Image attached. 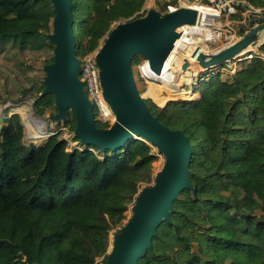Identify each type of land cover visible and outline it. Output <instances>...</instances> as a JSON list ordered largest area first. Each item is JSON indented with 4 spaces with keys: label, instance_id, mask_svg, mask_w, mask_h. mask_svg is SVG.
Listing matches in <instances>:
<instances>
[{
    "label": "trees",
    "instance_id": "obj_1",
    "mask_svg": "<svg viewBox=\"0 0 264 264\" xmlns=\"http://www.w3.org/2000/svg\"><path fill=\"white\" fill-rule=\"evenodd\" d=\"M247 1L264 8V0ZM72 3L80 60L100 48L113 24L146 15V0ZM55 18L52 0H0V55L55 51ZM53 63L54 55L47 66ZM201 78L200 101L196 86L182 97L166 94L164 104L156 102L161 108L186 100L162 112L146 102L160 123L189 138L194 190L179 194L171 223L160 224L138 264H264V62L249 61L232 80ZM45 88L32 107L56 123L55 96L39 97ZM76 123L70 111L58 125L74 134ZM96 126L110 128L100 120ZM62 135L28 144L20 114L0 119V264H106L110 234L125 226L142 184L153 180L157 152L145 141L103 151L74 136L78 147L69 149Z\"/></svg>",
    "mask_w": 264,
    "mask_h": 264
},
{
    "label": "water",
    "instance_id": "obj_2",
    "mask_svg": "<svg viewBox=\"0 0 264 264\" xmlns=\"http://www.w3.org/2000/svg\"><path fill=\"white\" fill-rule=\"evenodd\" d=\"M56 18L54 33V63L47 66L49 77L41 96L54 95L59 109L57 120L63 121L70 111L77 119L75 137L85 146L101 150H117L134 140L145 141L165 156L162 171L154 184L144 188L136 198L133 216L114 237L106 264H138L152 247L162 222L171 223L173 202L184 190H194L190 181L192 147L180 130H171L153 116L146 99L139 93L134 79L132 60L142 56L152 70L162 73L180 38L177 30L196 22L197 12L180 9L161 15L149 12L143 18L120 23L107 37L96 56L104 98L115 116L109 129L96 126L95 110L80 79L81 60L77 56L73 33L72 0H52ZM264 46V23L255 25L234 43L216 52L202 53L192 62L182 55L173 61L176 71H197L196 78L214 68L231 63L248 51ZM191 64L193 67L191 68ZM164 105L161 112L165 109ZM2 120L3 117H0Z\"/></svg>",
    "mask_w": 264,
    "mask_h": 264
},
{
    "label": "rangeland",
    "instance_id": "obj_3",
    "mask_svg": "<svg viewBox=\"0 0 264 264\" xmlns=\"http://www.w3.org/2000/svg\"><path fill=\"white\" fill-rule=\"evenodd\" d=\"M206 2H207L206 4L209 7L215 8L216 4H212L208 1ZM160 6H161V2L156 3L155 0H146V4L144 7L146 11V15L152 11H159ZM235 20L241 22L244 19L243 17L238 16L236 17ZM119 24L120 23L113 24V29L117 27ZM218 24H219V28L223 29V37L217 43L210 45L211 46L209 47L210 50L214 52L234 43L244 33L242 24H239L236 27H232V25H228L229 18H227L225 15H222L221 18H218ZM202 42L205 43V39H202L201 42L199 41V43L194 46L201 47L204 45ZM103 44L104 43H102L101 46H103ZM52 47H55V44H52ZM261 50L262 47L252 49L249 53L244 54L243 56L237 58L236 60H233L231 63L227 65L214 68L213 70L204 74V76L202 77L205 79L206 77L209 76L211 77L212 75L220 74L222 79L232 80L231 77H233V75L236 74L238 69L250 61L248 60L249 55L254 54L256 51H261ZM53 55H54L53 48L42 49L35 53L29 50L20 52L18 49H16L11 54L0 55V82L7 83L9 87L8 90L4 86L0 87V93H1L0 117H3L7 112L9 113V116L15 113L20 114L25 126V134H26L25 140L27 141L28 144L42 145L51 136L61 132L63 133L62 137L65 140L69 141L68 147L70 149L73 147V144L71 143L72 142L71 139L75 136V134L71 132L68 133L67 125L66 127L59 126L58 124H60L61 121H57L56 123H53L51 121L45 122L42 118L37 116V114L35 113L32 107V103L35 100L34 97L35 94H38L39 90L42 87V84L45 83L46 79L49 77V71L47 70V65L48 62L53 57ZM137 57L138 59L136 57L135 59H137L140 63H142L145 60V58L142 56H137ZM135 59L133 58L132 60L133 61L132 66L134 72V79L137 84L138 91L146 99L147 103H149V100L154 102L158 106L159 111H161L163 108H161L157 103L161 105L164 104L166 94L169 96L175 94L178 97L188 95L189 93H191L193 87L197 86L198 88L201 84V81H203L201 77L200 78L194 77L193 79H188L183 76L177 77L175 74L173 80L168 82L162 80H161L162 83L159 82V80L156 82H152L148 80L147 82L143 78H141L138 69V65L140 63L137 65ZM178 80L180 82L179 84H178ZM173 82L174 84H171ZM198 92L200 95L201 93L199 90ZM42 94L43 92L39 95L40 98ZM177 100H186V99H181V98L174 100L171 99L167 101L166 104L170 101H177ZM95 117L97 121L100 120L101 122L109 123L110 128L114 125L116 121L115 117H111V120L109 121H103L98 113H96ZM30 120L32 121L30 122ZM155 151L158 153L157 156L158 161L154 164L153 180L150 184H142L140 188V192L144 188L150 187L154 184L155 175H157V173L161 171L164 167L165 156L163 154L160 155V153L157 150ZM134 206H135V202L132 205H130V209L126 213L127 220L124 222V225H126L133 216ZM120 229L122 228H118L117 230L113 231L110 234L111 245L109 248V252L111 251L112 248L113 239L115 236L118 235L117 231ZM100 264H105L102 262V259L100 260Z\"/></svg>",
    "mask_w": 264,
    "mask_h": 264
},
{
    "label": "built area",
    "instance_id": "obj_4",
    "mask_svg": "<svg viewBox=\"0 0 264 264\" xmlns=\"http://www.w3.org/2000/svg\"><path fill=\"white\" fill-rule=\"evenodd\" d=\"M155 1L156 3L161 2V6H165L167 9L165 13L161 12L160 9L157 11L162 16L174 13L180 9H192L197 12L195 24L185 25L177 30L180 38L177 40L175 49L172 52L175 56H188L187 58L194 62L197 61V58L202 53H213L214 51L209 48L211 47L210 45L217 43L223 37V29L219 28L218 24V18H221L222 15L229 18L228 25H232V27L242 24L244 33L251 30L255 25L264 23V9L256 8L244 0H176L175 4L170 3L172 0ZM206 1L216 4L215 8L209 7ZM144 11L145 9L143 12ZM238 16L243 17L244 20L241 22L235 20ZM202 39H205V43L202 42L204 44L203 46H194L198 44L199 41L201 42ZM98 52L99 50L87 55L81 60L80 79L83 82L84 91L89 101L94 106V109H97V113L103 121H109L111 117L115 116L104 98L100 70L96 62ZM254 59H260L264 62V51H256L254 54H250L248 60L251 61ZM138 69L141 78L147 82L148 80L154 82L153 77L150 75L152 68L148 60L145 59L140 63ZM201 99V95H199V98L194 101H200ZM73 146H76V148L78 147L74 144Z\"/></svg>",
    "mask_w": 264,
    "mask_h": 264
},
{
    "label": "bare ground",
    "instance_id": "obj_5",
    "mask_svg": "<svg viewBox=\"0 0 264 264\" xmlns=\"http://www.w3.org/2000/svg\"><path fill=\"white\" fill-rule=\"evenodd\" d=\"M209 35V34H208ZM184 57V56H183ZM188 56H186L185 58L186 59H188L187 58ZM178 58V56H175L174 55V53H172L171 55H170V57H169V59H168V61H167V63H166V65H165V67H164V70H163V72L162 73H160V74H158V73H156V72H154L152 69H151V76L153 77V79H154V82H156V81H158L159 80V82H161V80L162 81H171V80H173V77L175 76V74H176V76L177 77H179V76H183V77H186V78H188V79H193L196 75H198L199 74V72H197V71H195V70H193V71H188V70H184L183 72H179V71H176L175 69H174V67H172V63H173V61H175L176 59ZM188 60H190V61H192V62H194L193 60H191V59H188ZM193 67V65L191 64V68ZM162 83V82H161ZM154 84H156V83H154ZM171 84H174V82L173 83H171ZM179 84V83H178ZM159 85V84H158ZM169 87V86H168ZM177 87H178V85H177ZM170 88V87H169ZM150 89H151V87H150ZM172 89H174V88H172ZM33 119V118H32ZM32 120H30V122H31ZM32 130V129H31ZM159 171V170H158ZM162 171V170H161ZM161 171H159L158 173H157V175L161 172Z\"/></svg>",
    "mask_w": 264,
    "mask_h": 264
}]
</instances>
